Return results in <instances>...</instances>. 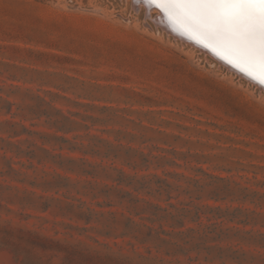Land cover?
Returning <instances> with one entry per match:
<instances>
[{"label":"rangeland","instance_id":"rangeland-1","mask_svg":"<svg viewBox=\"0 0 264 264\" xmlns=\"http://www.w3.org/2000/svg\"><path fill=\"white\" fill-rule=\"evenodd\" d=\"M0 264H264V92L133 0H0Z\"/></svg>","mask_w":264,"mask_h":264},{"label":"snow or ice","instance_id":"snow-or-ice-1","mask_svg":"<svg viewBox=\"0 0 264 264\" xmlns=\"http://www.w3.org/2000/svg\"><path fill=\"white\" fill-rule=\"evenodd\" d=\"M264 92V0H133Z\"/></svg>","mask_w":264,"mask_h":264},{"label":"bare ground","instance_id":"bare-ground-1","mask_svg":"<svg viewBox=\"0 0 264 264\" xmlns=\"http://www.w3.org/2000/svg\"><path fill=\"white\" fill-rule=\"evenodd\" d=\"M153 10H156V13H157V15H158V18H159V22L160 23H162L163 24V26L165 27V28H167L168 29V31L169 32H171V33H173V35L175 36V37H177V38H180V39H182V40H185V41H187V42H190V43H192L193 45H195V46H197V47H199L198 45H196L195 43H193L192 41H190V40H188V39H186L185 37H183V36H181L180 34H178L176 31H174L173 30V28L171 27V25L168 23V21H167V19H166V17L158 10V9H155V8H152ZM152 9H150V10H152ZM201 50H204L206 53H209V54H211L212 55V53L211 52H209L208 50H206V49H204V48H201V47H199ZM213 56V55H212ZM213 57H215V56H213ZM216 58V57H215ZM217 59V58H216ZM218 60V59H217ZM219 62H221V61H219ZM222 63V62H221ZM223 64V63H222ZM225 66H227V65H225ZM230 70H233L231 67H229V66H227ZM234 71V70H233ZM238 73V72H237ZM240 76H242L240 73H238ZM243 77V76H242Z\"/></svg>","mask_w":264,"mask_h":264}]
</instances>
